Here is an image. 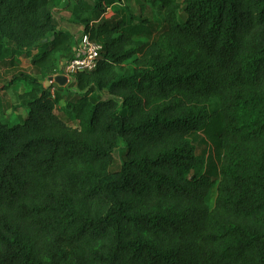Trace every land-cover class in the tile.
I'll use <instances>...</instances> for the list:
<instances>
[{
	"label": "trees",
	"instance_id": "1",
	"mask_svg": "<svg viewBox=\"0 0 264 264\" xmlns=\"http://www.w3.org/2000/svg\"><path fill=\"white\" fill-rule=\"evenodd\" d=\"M129 1L0 0V67L35 70L3 88L28 85L0 118V264H264V0H137L154 37ZM62 11L102 51L45 84L76 53Z\"/></svg>",
	"mask_w": 264,
	"mask_h": 264
},
{
	"label": "rangeland",
	"instance_id": "2",
	"mask_svg": "<svg viewBox=\"0 0 264 264\" xmlns=\"http://www.w3.org/2000/svg\"><path fill=\"white\" fill-rule=\"evenodd\" d=\"M127 5H129L132 14L135 15L136 19L134 23H137V17L142 16V18L150 19L151 28L153 31V37L157 34V31L161 30L163 25V15L156 9L151 8L146 5L141 8V5L137 2V0H130ZM116 7H121L116 5ZM113 9H111V12ZM57 19L59 20L60 27L65 28L72 32L77 40L78 36L82 33V28L78 25H74L69 22L70 12L62 11L56 13ZM100 22V21H99ZM36 51V50H35ZM66 61L59 62L58 72H62ZM20 72H24L26 74L34 75L35 70L31 64L30 59L25 57H20L15 61V65L8 66L6 68L0 67V118L10 125H14L22 121V119L26 116L27 108L22 100L21 96L24 94L26 90H28V85L24 82H19L17 85L13 87L12 90H5L4 85H6L7 81L11 80L15 74H19ZM45 84L57 83L55 78H47L42 80ZM63 82V81H62ZM215 102L213 101L212 105ZM66 120L73 125H76V121L72 119V117H66ZM205 141H198L197 145V153H202L206 151L207 154L213 155L214 160L218 161V154L220 150H216L215 145L212 141L206 137L205 134H201ZM216 198V189H213L209 196V206L213 207Z\"/></svg>",
	"mask_w": 264,
	"mask_h": 264
},
{
	"label": "built area",
	"instance_id": "3",
	"mask_svg": "<svg viewBox=\"0 0 264 264\" xmlns=\"http://www.w3.org/2000/svg\"><path fill=\"white\" fill-rule=\"evenodd\" d=\"M111 9L112 7H109L107 13H111ZM102 17H104V15ZM102 17L97 22H99ZM101 51L102 44L92 39L89 32L81 33L77 38L76 53L71 60L66 62V67L63 72L70 76V74L81 70H92L98 64Z\"/></svg>",
	"mask_w": 264,
	"mask_h": 264
},
{
	"label": "crops",
	"instance_id": "4",
	"mask_svg": "<svg viewBox=\"0 0 264 264\" xmlns=\"http://www.w3.org/2000/svg\"><path fill=\"white\" fill-rule=\"evenodd\" d=\"M55 76H64L66 78V83L65 85L70 81V76L68 74H65L63 71L62 72H57L56 74H54L53 76L51 77H55ZM50 78V77H49ZM59 84V83H57ZM61 85V84H59Z\"/></svg>",
	"mask_w": 264,
	"mask_h": 264
},
{
	"label": "water",
	"instance_id": "5",
	"mask_svg": "<svg viewBox=\"0 0 264 264\" xmlns=\"http://www.w3.org/2000/svg\"><path fill=\"white\" fill-rule=\"evenodd\" d=\"M50 78H55L56 82L61 85H65L66 83V78L64 76H55V77H50Z\"/></svg>",
	"mask_w": 264,
	"mask_h": 264
}]
</instances>
